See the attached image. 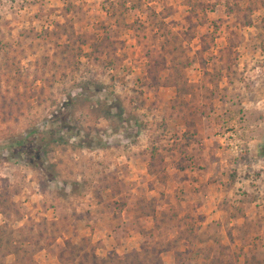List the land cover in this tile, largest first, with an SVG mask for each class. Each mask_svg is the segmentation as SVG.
<instances>
[{
	"label": "rangeland",
	"instance_id": "374dc122",
	"mask_svg": "<svg viewBox=\"0 0 264 264\" xmlns=\"http://www.w3.org/2000/svg\"><path fill=\"white\" fill-rule=\"evenodd\" d=\"M0 264H264V0H0Z\"/></svg>",
	"mask_w": 264,
	"mask_h": 264
},
{
	"label": "crops",
	"instance_id": "0c3cea01",
	"mask_svg": "<svg viewBox=\"0 0 264 264\" xmlns=\"http://www.w3.org/2000/svg\"><path fill=\"white\" fill-rule=\"evenodd\" d=\"M145 170L148 173V169H145ZM166 171H167V169H166ZM185 171H186V168H181V167L176 166V165L170 166V168L168 169V173L171 175L172 178H175L176 175H178L177 177L179 178V174L181 172H184L182 174V177H185L184 175H186V173H187ZM208 172L209 171L206 170V173H208ZM194 175L195 176H192L191 177V180H193L194 183H198V185H199V182L201 183V181H202V175H203V173L194 171ZM208 175H209V173H208ZM205 181H207V180H205ZM113 237L114 236L110 235V239L107 240V238H106V241L111 242V243H114V247H117L119 249L122 248L121 249L122 251L123 250L127 251V250H129L131 248H134L136 246H139L141 240L142 239L144 240L146 238V236L144 234H126V235L125 234H120V237H115L116 240H115V242H113L112 241V238Z\"/></svg>",
	"mask_w": 264,
	"mask_h": 264
},
{
	"label": "trees",
	"instance_id": "16d2710c",
	"mask_svg": "<svg viewBox=\"0 0 264 264\" xmlns=\"http://www.w3.org/2000/svg\"><path fill=\"white\" fill-rule=\"evenodd\" d=\"M77 37H81V36L78 35ZM68 45H69V44H67V47H69ZM81 45H82V44H81ZM95 45H96V47H98L97 44H93V47H94V48H95ZM81 47H82V46H78V47H77V49H78V51H79V52H78V55H80L81 53H83V49H82ZM175 84H177V83L175 82ZM23 139H25V138L15 140V141L12 143V145L17 146V147H22L23 144H24V140H23ZM156 153H157V149L154 148V149L152 150V157H153L154 159H156L157 157H158V158L160 157V156H159V153H157L158 156L156 157ZM28 154H29V156H28V158L26 159V161H27L29 164H32V165H33V163H32V159H34V158L37 159V162H36L35 166H40L41 163H45V158H44L39 152H37V149L31 150Z\"/></svg>",
	"mask_w": 264,
	"mask_h": 264
}]
</instances>
